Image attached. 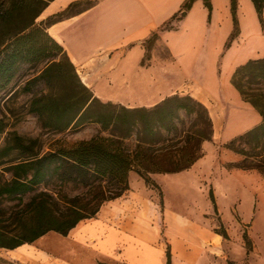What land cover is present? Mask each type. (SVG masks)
<instances>
[{"label": "rangeland", "instance_id": "obj_1", "mask_svg": "<svg viewBox=\"0 0 264 264\" xmlns=\"http://www.w3.org/2000/svg\"><path fill=\"white\" fill-rule=\"evenodd\" d=\"M238 1L239 32L228 46L225 42L232 26L228 0H210L209 8L201 0L196 7L191 5L186 16L180 17L178 13V18L171 21L172 29L160 30L161 24L154 30L157 38L147 52L144 40L151 33L144 39L105 52L98 65L92 59L77 66L81 76L92 75L93 85L89 88L102 101L127 107L151 106L168 95L189 94L201 100L215 119L227 117L224 131H217L210 141L201 144L202 155L188 169L150 174L148 183L134 171L129 173V189L158 205L157 219H153L151 225L158 230V242L165 249L170 248L171 264H264V174L232 166L241 160V156L224 148L230 139L257 125L261 119L230 82L238 65L264 56V24L261 25L256 13L246 9L243 0ZM43 2L0 0V40L31 22ZM51 20L40 21L36 17L33 21L49 23ZM169 47L174 51L173 55ZM40 67L37 65L34 69ZM34 69L22 65L9 85L0 91V119L4 124L0 146L11 131L27 140L36 139L40 152L107 135L97 123L61 132L43 128L36 115L28 111V104L33 94L44 91V84L38 82L29 93L22 91ZM202 90L210 92L208 101ZM4 177L8 178L9 173L4 172ZM43 189L44 186L39 185L36 192ZM65 189L69 196L80 191L73 186ZM31 195L27 194L24 200ZM3 206L8 211L20 208L16 201ZM166 209L214 233L224 230L226 238L221 236L219 243L208 242L204 249L182 259L174 252L165 234ZM87 220L78 223L86 221L85 226L74 234L75 238L84 240L92 235L100 248L110 250L117 234L109 228L103 229L99 222ZM244 231L250 240V249L243 239ZM32 244L42 254L39 259L24 257L21 263H5L0 259V264H120L99 255L89 245L76 242L71 230L65 236L47 232ZM136 245L138 247L128 245L132 264H160L159 254L144 240L137 239ZM0 253L4 254L6 250L0 249ZM10 255L18 257L14 251Z\"/></svg>", "mask_w": 264, "mask_h": 264}, {"label": "trees", "instance_id": "obj_2", "mask_svg": "<svg viewBox=\"0 0 264 264\" xmlns=\"http://www.w3.org/2000/svg\"><path fill=\"white\" fill-rule=\"evenodd\" d=\"M48 1L44 0L35 11L31 22L0 40V91L22 65L32 69L41 65L22 87V91L29 93L38 82L44 84V91L33 94L28 104V111L36 115L40 125L61 132L97 123L107 135L40 152L36 139H24L13 131L7 134L0 146V248L30 244L50 231L67 235L80 221L93 217L103 203L128 190L131 171L148 183L150 174L186 170L202 155L201 144L213 135L207 107L189 94L176 93L151 106L136 107L102 101L94 95L47 27L90 8L97 0L72 1L64 10L48 17L52 18L49 23H34ZM194 1L184 0L178 16H183ZM202 1L210 7V0ZM251 1L263 25L264 0ZM229 2L232 30L226 46L239 32L237 0ZM79 5L82 6L78 8ZM178 13L164 22L160 30L172 29L171 21L178 18ZM156 38L157 32L153 31L144 40L146 52ZM230 82L242 100L258 112L261 121L230 139L224 148L241 156L232 166L264 174V56L238 65ZM3 131L0 119V133ZM4 172L9 173L8 178ZM39 185L44 189L36 192ZM67 186L80 191L69 196ZM27 194L32 195L25 201ZM209 194L213 201L211 190ZM13 201L20 208L8 211L3 205ZM218 233L226 238L224 230ZM243 239L250 249L245 231ZM165 264H171L169 248Z\"/></svg>", "mask_w": 264, "mask_h": 264}, {"label": "crops", "instance_id": "obj_3", "mask_svg": "<svg viewBox=\"0 0 264 264\" xmlns=\"http://www.w3.org/2000/svg\"><path fill=\"white\" fill-rule=\"evenodd\" d=\"M72 1L75 0H50L37 17L40 21L46 20L64 10ZM199 1L201 0H195L192 6L196 7ZM243 1L247 10L256 13L251 0ZM183 2L184 0H97L90 8L49 25L47 32L62 45L74 64L80 79L89 87V85H93L92 75L81 76L77 66H82L92 59L95 65H98L104 59L105 52L121 47L126 43L146 38L152 31L178 13ZM228 3L229 14H231L229 0ZM239 12V1L237 0V19ZM186 14L187 11L181 17L186 16ZM239 21L241 28V20ZM169 49L173 55L174 51L171 47ZM202 95L207 101L211 97L207 90H202ZM241 116L244 117V115ZM210 117L213 124V135L217 131L223 132L227 122L226 115L218 119L211 115ZM244 118L246 119V117ZM157 214L158 205L156 203L154 204L138 191L128 189L121 196L103 203L98 212L88 219L92 223L99 222L103 229L109 228L117 234L118 238L116 236L110 250L100 248L96 238L92 235L84 240L75 238L74 234L85 226L86 221L73 227L71 233L76 242L89 245L99 255L120 264H132L128 256V245L131 243L138 247L136 240H144L150 248L159 254L160 264H165L167 248L165 249L158 242V230L151 225L152 220L157 219ZM164 220L166 237L174 252L176 251L177 256L182 259L187 258L196 250L204 249L208 242L219 243L221 240L219 233L202 228L170 209L165 210ZM0 249L6 250V253H0V259L5 263L18 261L21 263V258L39 259L42 255L32 243L21 245L15 249ZM12 251L16 252L18 257L11 256L10 252Z\"/></svg>", "mask_w": 264, "mask_h": 264}]
</instances>
